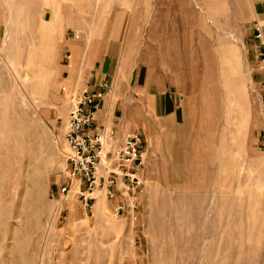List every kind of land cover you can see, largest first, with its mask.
<instances>
[{"label": "rangeland", "instance_id": "374dc122", "mask_svg": "<svg viewBox=\"0 0 264 264\" xmlns=\"http://www.w3.org/2000/svg\"><path fill=\"white\" fill-rule=\"evenodd\" d=\"M247 9L244 0H0V264H264V110L237 34ZM109 33L121 40L107 48L115 70L134 80L123 112L144 154L129 212L105 187L87 207L77 186L58 193L71 155L64 45ZM105 80L113 107L118 85ZM146 91L169 96L175 115L150 111Z\"/></svg>", "mask_w": 264, "mask_h": 264}, {"label": "built area", "instance_id": "2783aa9c", "mask_svg": "<svg viewBox=\"0 0 264 264\" xmlns=\"http://www.w3.org/2000/svg\"><path fill=\"white\" fill-rule=\"evenodd\" d=\"M260 33L258 32V35ZM80 38L79 33L73 35ZM71 58L66 53L65 59ZM261 61L264 62V53ZM262 68V66H261ZM98 90L87 85L61 87L67 105L63 122L64 139L71 150L67 160L68 182L59 188V195L65 197L75 186L84 205L94 198L97 190H107V195L117 197V212L132 211L137 193L141 190L140 168L143 164L142 137L136 131L120 134L115 125H102L96 118L99 103L112 86L102 81Z\"/></svg>", "mask_w": 264, "mask_h": 264}, {"label": "crops", "instance_id": "0c3cea01", "mask_svg": "<svg viewBox=\"0 0 264 264\" xmlns=\"http://www.w3.org/2000/svg\"><path fill=\"white\" fill-rule=\"evenodd\" d=\"M236 1L237 0H201V2L204 3L209 2L218 5L233 4ZM244 2L248 4V9L243 16L245 22L237 34L240 36L239 44L243 51L244 63L249 69L250 82L255 87L256 96L260 97L262 100L264 110V62L261 61L262 54L264 53V0H244ZM258 32L260 36H257ZM118 44H121V40L115 35H112V33L104 36V40L101 38L93 41L92 44L65 43L64 51L70 53L71 58L69 60L62 58L60 67L63 80L67 84H71L72 87H83L87 85L92 90H98L101 80L106 77L114 79L118 85V88H115V90L118 92L117 97L119 99H116V105L114 103L112 107L107 97H103L102 101L99 103L96 118L100 124L111 119L112 122H116L114 124L118 132L124 134L128 131L138 130V126L135 125L136 120L133 121L126 118L127 111L123 112L124 108L127 107L126 102L130 101L131 97L133 98L136 90L131 88V85L134 84L132 76L129 82V80L124 79L120 71L115 70L117 54H115V52H107V48H109L110 45L117 46ZM98 45L104 47L102 53L94 49V47ZM129 75H131V73ZM127 88L128 91L132 90L130 91V95L125 93V89ZM141 91L142 90H140V92ZM141 96L148 109L153 113L160 114L161 109L165 107L166 111L169 112L168 115H175V105H171L172 101L169 96L162 97L155 93V91L142 92ZM117 100L120 101L117 102ZM132 113L135 117L140 115L137 112V108H134ZM107 190H114V188H107ZM116 195L118 196V194Z\"/></svg>", "mask_w": 264, "mask_h": 264}]
</instances>
